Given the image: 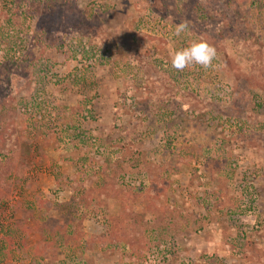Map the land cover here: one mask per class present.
I'll use <instances>...</instances> for the list:
<instances>
[{"label":"rangeland","instance_id":"obj_1","mask_svg":"<svg viewBox=\"0 0 264 264\" xmlns=\"http://www.w3.org/2000/svg\"><path fill=\"white\" fill-rule=\"evenodd\" d=\"M74 2L87 17L76 30L58 24L60 11L34 12L56 1H1L17 22L30 9L26 22L42 33L20 31L16 51L0 48L17 149L0 201V264H264V91L248 86L245 63L251 51L264 73V0L216 1L228 29L218 41L196 21L207 0L189 11L167 0L165 16L148 0ZM181 20L190 27L177 37ZM200 36L217 49L214 66L173 69L170 52ZM232 97L237 115L224 111ZM83 186L97 198L82 209L85 239L105 234L127 199L139 235L126 242L120 231L88 250L63 244L60 205Z\"/></svg>","mask_w":264,"mask_h":264},{"label":"trees","instance_id":"obj_2","mask_svg":"<svg viewBox=\"0 0 264 264\" xmlns=\"http://www.w3.org/2000/svg\"><path fill=\"white\" fill-rule=\"evenodd\" d=\"M0 0V48L2 50H5V52L8 54V51H16L15 47L20 45V41H14L15 36L18 34V32H24L26 35L30 34V30L36 32V29L38 33L41 32L40 24L36 23V28L34 26V29H32V26L29 22H26L27 20H30L33 17V13L30 9H24L21 11L22 19L20 22H17L16 17L15 19L13 17H10L8 12L4 10ZM14 4L15 8L22 6L26 0H11ZM34 1V0H32ZM36 1V0H35ZM56 1L57 4L50 7V10H47L45 8H40L37 5V8H35L34 12L41 14V15H47L46 11H48L51 14L55 15L56 12H61V21L58 20V17L54 18L55 20H58V24L61 25L65 29H78L82 26L83 23L86 22V18L82 15L80 12L77 4L74 2V0H53ZM150 5L153 9H156V12L159 13L161 16H165L167 13V0H148ZM210 1V0H209ZM218 1V0H216ZM216 1L213 0L211 4L208 2H205V4L201 8H195L196 10H200L199 14L197 16L196 21H198L201 25L208 26L213 32V34L216 30L218 34H214L215 41H218L216 39H223L228 29L226 28L224 21V18H220L219 16H223L217 10V6H215ZM192 0H175V4L179 7L182 6L184 9L189 11L186 6H188L190 9L192 5ZM35 5V4H34ZM212 11H214L215 14H212ZM40 15V16H41ZM218 16V17H217ZM56 24V21H52L50 25L46 26L51 27ZM56 24V25H58ZM194 26L199 30L201 29V26L198 23H194ZM44 27V26H43ZM26 28V29H25ZM50 33L53 30H49ZM33 33V32H32ZM37 33V32H36ZM37 33V34H38ZM144 35V34H143ZM143 35H138L137 42L133 40V46L136 50L140 51L141 44L140 42L143 40ZM251 52V51H250ZM250 52H248L247 55H245V63L248 67H250V72L246 74L248 76V86L252 88H258L259 90L264 91V73L262 71V68H257V66H253L254 63L257 64L256 61V55L254 58L250 57ZM8 61V60H7ZM133 63L139 64L140 60H134ZM6 67H8V63L5 62L4 64ZM253 68H252V67ZM257 71V72H256ZM148 83V82H147ZM157 88L154 90H159L161 88V85H157ZM148 95H143L141 97H144L147 99L152 98L155 96V92L153 90H148ZM1 94V90H0ZM1 97V96H0ZM2 98V97H1ZM239 97L231 98L230 104L225 107L224 111H229L231 115H237V113H241L240 108L238 106L239 104ZM259 105V104H258ZM9 106L4 104L2 100L0 99V201L2 199L7 198V195L11 191V182H9V178H11L13 171H15L14 162L16 159L15 154L17 155V149H16V143H15V128H14V122L13 119H9L8 117V110ZM240 111V112H239ZM12 180V178H11ZM70 186L74 188L72 182H70ZM109 183V189L114 190L113 193H116V189L113 187V185L110 182ZM81 192L75 191V195L71 197V199L68 202H65L60 205V207H64L66 210H69L68 212V222L65 224H62L60 228L65 227L62 234V243L65 244V242H68L69 238H72L76 241V243L83 247V249L88 250L92 249L93 243L98 242L100 245H102V241L104 238L107 240L109 239L110 243H114V239L117 232L122 233V236L125 237L126 242L129 240L132 235H139L136 230H134V223L135 221H138L139 215H136L134 219L130 222L126 221L127 216L129 215L125 210V202H128L127 200H124V202H121V209L119 210V213L112 216L108 222L107 230L105 234H100L97 237H88L85 239L83 237V234L80 230V224L82 223L84 216H82V209H89V206L92 205L93 201H97V198L92 195V192H95L93 186L92 187H81ZM111 190V191H112ZM112 193V194H113ZM108 196H111L110 192L107 193ZM120 195V194H119ZM73 207L72 210L70 208ZM102 209L98 208L97 205L93 207V212L95 214H99L100 216L103 215ZM78 214L77 216H75ZM138 218V219H137ZM77 229H76V228ZM116 228V229H114ZM66 229V233H65ZM74 229V230H73ZM130 244V243H129Z\"/></svg>","mask_w":264,"mask_h":264},{"label":"clouds","instance_id":"obj_3","mask_svg":"<svg viewBox=\"0 0 264 264\" xmlns=\"http://www.w3.org/2000/svg\"><path fill=\"white\" fill-rule=\"evenodd\" d=\"M189 27L190 25L187 20H181L175 27L174 35L177 37L182 36V34L189 30ZM216 57V47L204 36L193 39L187 46L175 49L169 54L170 65L178 72H183L194 66H200L207 70L214 66L213 61Z\"/></svg>","mask_w":264,"mask_h":264}]
</instances>
